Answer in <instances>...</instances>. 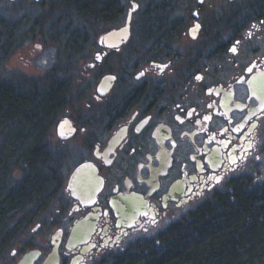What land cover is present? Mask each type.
<instances>
[{
  "label": "flooded vegetation",
  "instance_id": "1",
  "mask_svg": "<svg viewBox=\"0 0 264 264\" xmlns=\"http://www.w3.org/2000/svg\"><path fill=\"white\" fill-rule=\"evenodd\" d=\"M104 1L92 28L74 0H0V76L62 93L46 140L63 179L24 207L0 264L32 251V264H108L209 197L264 182V0ZM131 8L129 38L107 45ZM49 47L54 63L29 73Z\"/></svg>",
  "mask_w": 264,
  "mask_h": 264
},
{
  "label": "trees",
  "instance_id": "2",
  "mask_svg": "<svg viewBox=\"0 0 264 264\" xmlns=\"http://www.w3.org/2000/svg\"><path fill=\"white\" fill-rule=\"evenodd\" d=\"M74 1L82 24L91 27L111 3ZM21 82L0 76V246L12 237L24 207L45 204L63 182L62 159L46 140L62 93L42 89L35 79ZM158 239L108 264H264V182H239L230 193L209 197Z\"/></svg>",
  "mask_w": 264,
  "mask_h": 264
},
{
  "label": "water",
  "instance_id": "3",
  "mask_svg": "<svg viewBox=\"0 0 264 264\" xmlns=\"http://www.w3.org/2000/svg\"><path fill=\"white\" fill-rule=\"evenodd\" d=\"M134 8H131L128 12L127 20L126 22L116 28L110 29L108 32L102 35L101 40L104 39L107 45L110 46H119L121 45L125 40H127L130 36V22L132 17V12ZM104 80L100 84V88L104 86ZM59 135L61 137H67L70 135L69 132V126L65 124L64 122L61 123L60 129H59ZM36 256V253L34 251L26 254L24 259L20 262V264H32L34 257ZM55 253L51 255L50 262L56 263L57 259H55Z\"/></svg>",
  "mask_w": 264,
  "mask_h": 264
},
{
  "label": "rangeland",
  "instance_id": "4",
  "mask_svg": "<svg viewBox=\"0 0 264 264\" xmlns=\"http://www.w3.org/2000/svg\"><path fill=\"white\" fill-rule=\"evenodd\" d=\"M95 26V25H94ZM94 28V27H92ZM38 41H40V39H37ZM46 40H48V42H51V38H46ZM35 42V41H34ZM34 42H30L28 44V51H30L31 49H34ZM49 43H46V46ZM55 49H53L52 47H49L48 49H44V51H36L35 53V57L33 58V63H31L29 68H27V71L29 73H31L32 75L38 74L39 72H41L42 70L47 69L48 67H50L53 63H54V58H53V54L55 53ZM27 55L23 54V61L25 62ZM22 66H26V64L23 63ZM52 138L53 137H49V141L52 142Z\"/></svg>",
  "mask_w": 264,
  "mask_h": 264
}]
</instances>
